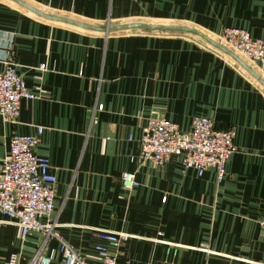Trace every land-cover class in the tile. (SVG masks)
<instances>
[{
	"label": "crops",
	"instance_id": "crops-1",
	"mask_svg": "<svg viewBox=\"0 0 264 264\" xmlns=\"http://www.w3.org/2000/svg\"><path fill=\"white\" fill-rule=\"evenodd\" d=\"M95 25L133 22L194 29L221 40L227 27L264 40V0H24ZM14 64L38 99L21 102L17 123L0 116V169L14 133L44 132L37 153L56 175L52 218L63 241L88 260L99 229L127 234L116 252L129 264H264V87L244 67L190 32L103 33L45 19L0 0V70ZM44 65V68H42ZM101 105L102 109H97ZM195 116L235 128L226 176L198 175L176 155L142 159L148 121L186 130ZM138 186L125 190L121 174ZM58 264L61 243L0 216V264H31L36 251Z\"/></svg>",
	"mask_w": 264,
	"mask_h": 264
},
{
	"label": "built area",
	"instance_id": "built-area-1",
	"mask_svg": "<svg viewBox=\"0 0 264 264\" xmlns=\"http://www.w3.org/2000/svg\"><path fill=\"white\" fill-rule=\"evenodd\" d=\"M222 42L253 63L264 66V40L254 39L243 28L227 27L221 33ZM44 68V65H42ZM37 89H29L14 64L0 70V116L5 122L17 123L23 99L35 100ZM97 109H102L97 105ZM43 127L34 134L14 133L10 147L0 169V216L5 221L18 225L23 238L33 232L43 233L45 238L57 239L61 243V257L58 264H129L120 263L116 252L127 234L105 229L97 231V237L105 241L116 252L106 246L96 244L95 260H88L72 246L63 241L56 231L57 223L52 218L55 209L56 175L47 157L37 153ZM235 128L214 127L212 121L203 116H195L190 127L181 129L175 122L164 117L150 119L139 141V155L142 159L162 164L171 157L180 155L185 168H193L198 175L207 169L216 171L221 181L226 176V163L236 151ZM121 185L125 190L138 186L134 172L121 174ZM264 234V220L260 221ZM9 264H16L12 256ZM31 264H54L51 257L39 248Z\"/></svg>",
	"mask_w": 264,
	"mask_h": 264
},
{
	"label": "water",
	"instance_id": "water-1",
	"mask_svg": "<svg viewBox=\"0 0 264 264\" xmlns=\"http://www.w3.org/2000/svg\"><path fill=\"white\" fill-rule=\"evenodd\" d=\"M24 8L30 10L31 12L35 13L36 15H39L45 19L56 21V22H62L70 25H74L89 31H97V32H103V33H111V32H119L124 31L128 29H147V30H161V31H181V32H190L195 35H198L199 37L205 39L208 43L212 44L214 47L218 48L219 50L223 51L224 53L231 56L233 59H235L246 71L252 75L259 83H261L264 87V79L259 76L251 67H249L244 61H242L238 56H236L231 50H229L224 45L218 43L217 41L210 39L208 36L204 35L203 33L196 31L194 29L179 26V25H169V24H153V23H144V22H133V23H125L120 25H95L87 22L80 21L78 19H74L67 16H62L58 14H53L46 12L44 10H41L30 3L24 1V0H11Z\"/></svg>",
	"mask_w": 264,
	"mask_h": 264
},
{
	"label": "rangeland",
	"instance_id": "rangeland-1",
	"mask_svg": "<svg viewBox=\"0 0 264 264\" xmlns=\"http://www.w3.org/2000/svg\"><path fill=\"white\" fill-rule=\"evenodd\" d=\"M263 77H264V75H263Z\"/></svg>",
	"mask_w": 264,
	"mask_h": 264
}]
</instances>
